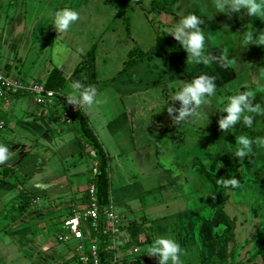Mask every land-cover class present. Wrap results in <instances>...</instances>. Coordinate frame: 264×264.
<instances>
[{"label": "crops", "instance_id": "1", "mask_svg": "<svg viewBox=\"0 0 264 264\" xmlns=\"http://www.w3.org/2000/svg\"><path fill=\"white\" fill-rule=\"evenodd\" d=\"M3 1H8L6 5L4 4L5 8L9 6L11 9L10 6H13L12 11L0 12V69L5 75L18 80L20 79L17 78L19 71H24V78L21 80L30 83L39 80L44 81L49 72L56 69L62 77L72 79L68 81L70 85L76 80L86 86L94 85L99 93L98 99L106 101L95 106L92 110L79 108L76 112L79 111L78 114L84 120L107 160L108 196L106 202L111 201L114 213L119 216L123 228L127 231L126 235L130 246L138 247L139 255L136 256L132 264H158V257L146 255V253L151 242L159 237L172 238L179 243L183 249L181 256L183 264H264V180L256 183L250 177L260 164L251 160L252 152L243 160L235 155L238 148L236 137L246 134L253 138L255 130L257 135H260L261 129L264 131V115H254L253 122L255 125L252 124V126L255 130L246 127V130L238 134L231 133L230 130L222 132L219 126L214 128L215 123L212 122L205 137L194 135L196 138L195 146L197 144L203 145L208 141H215L217 156L211 158L212 160L217 158L219 164L215 170L216 179L213 180L206 176L208 182L205 187L206 194L197 200V205L202 208L199 211L200 208L194 207V199L189 196L195 195L194 192L183 190L181 183L185 180H182L178 175L174 179L160 182L162 175L155 172L156 169H153L152 163H150V155L149 158H146L144 149H142L147 145H153L155 152L154 154L151 152V156L157 159L167 153L165 152L167 150L165 145L172 141L178 146L172 153L173 158L178 160L181 166L180 160L182 155H185L182 146H180L184 133L181 131L164 132L162 127L164 125L159 124L160 119L154 123L158 126L155 130L156 127L150 126L147 121L150 119L148 114V119L139 116V108H145V106L136 102L139 96L149 97L154 94L156 103L159 105L157 107L159 110H164L168 108L167 106H172L175 103L174 97L172 99H168V97L175 94L174 90L177 92L181 89V82H189L200 75L215 76L216 87L221 84L220 86L224 88L228 83H232L237 73L243 78L248 76L250 78L254 72L259 85L258 78L261 75L260 66L264 63V49L262 46L255 45L254 54L252 52L248 55L250 49L241 46L240 36H243L241 31L247 30L245 25L242 29V20L233 13L224 15L233 21L231 28L234 34L228 37L231 42L229 49L236 47L238 48L237 52H240L239 54L246 55L240 62V55L235 57L237 58L236 63H232L235 69L230 63L219 60L220 57L218 56L225 57V52L223 53L222 50L221 53L216 52V61L210 66H205L187 63V54L155 48V39L153 44L145 49H141L135 40H131L132 46L143 54L126 69H123V63L129 51L124 57L122 54L116 56L121 61L119 70L110 78L105 80L100 78L101 81H99L94 77V65L97 59L103 64L106 63L99 57L104 52L98 56L90 49V44L98 41V38L92 40L93 42L87 46L73 39V34L85 27L83 17L86 15L89 18L96 15L88 13L89 10L86 7L76 10L80 13L79 22L82 23L72 26L66 33L58 34L53 27L54 13L64 8L72 9V4L78 0H15L14 3L11 0V2L1 0V3ZM19 1L20 4H18ZM160 1L162 3L158 1L155 9L161 4L158 8L161 16H158V20L161 21L162 29H164L162 33L168 35L169 43L179 44L168 33V29L173 28L175 23L179 22L177 18H174L176 15L172 14V11L174 12L173 6L171 7L172 4L169 0L168 3L166 0ZM181 4L183 5L182 1ZM197 4L199 10L207 15L209 20L203 5L209 6L211 0H197ZM208 11L212 13V19L209 21H219L220 18L214 20V10L208 8ZM142 15L145 19V17L150 16V13L145 11V14L142 13ZM245 17L250 16L246 13ZM223 19L220 20V23L221 21L227 22L225 18ZM243 24H247L245 19ZM251 26L257 27L252 24ZM99 29L100 25L97 24L95 31L99 32ZM59 44L68 49L66 60L58 58L63 57L59 48H55ZM50 47L51 54L48 55L47 52ZM212 48L206 49L210 55H212ZM241 49H244V52ZM183 56L186 57L183 58ZM212 56L214 57V55ZM52 58H54V62L60 65H53ZM226 78L228 82L224 83L223 80ZM167 88L171 90V95L167 93ZM154 89H159V91L149 93ZM60 92L66 100L69 92L64 93L62 90ZM22 98L35 107L27 96L13 97L10 103L14 99L20 100ZM59 101L63 104L56 103L55 109L50 110L46 107H39V110L31 109V116L35 122H40V124H33L35 137L26 135L29 132L25 134L16 123L10 129L7 117V113L8 116L13 115V107L10 103L3 106L2 113L0 112V118L8 125L6 129L8 134L6 135V132L3 136L0 134V144L6 145L10 151L14 152L8 162L0 165V200L4 194L17 191V195L14 196L15 202H12L11 207L14 205V210L21 212L22 219L13 225L14 227L23 225V228L18 230V235H13V239L16 242L20 241L19 243H26L31 240L29 234L36 231L34 228L36 224L40 229L45 228L44 215L57 211L61 217L63 214H68L71 207L82 208L87 199L86 189L90 183V170L93 161L84 150L82 152V148L84 149L85 146L82 144L79 122L70 117V122L64 124L62 118L64 112L60 109L67 106V103ZM66 109V112L70 110L69 104ZM214 113H217L216 109H214ZM174 115L175 113H173ZM69 116H71L70 113ZM27 124L22 123L23 126H27ZM173 126L179 130L182 129L180 123H174ZM231 134L235 137H232ZM47 135L52 142L48 152L52 156L50 165L55 167V174L50 170L41 169L43 163L41 164L39 161V164L36 165L37 154L33 152L36 138ZM164 138L166 139L165 142ZM163 144L165 145L163 146ZM199 150L201 153L204 149L199 148ZM68 155L69 158L78 157L77 170L74 169L69 172L75 166L69 168L68 164V167L64 168L66 161H68ZM169 157H171L170 154ZM123 160H125L124 163L121 162ZM236 160H239L238 165L236 164L234 167L235 171L240 174L239 187L226 188L217 184V179H225L226 169H229L230 164L235 163ZM16 167L18 168L17 171L15 170ZM58 167H62V169H57ZM181 170L183 169L181 168ZM122 174L124 176L127 174L131 178L124 177L121 180ZM52 175L54 177L51 179ZM74 178L84 180V188L81 192L73 189L70 196L59 201L58 205L53 204L51 200H46L48 207L43 208V211L38 206L32 207L34 204L31 203L32 199L39 200L40 197L49 199L55 188L61 189L63 183H69ZM113 181L116 183L114 187ZM252 182L253 184H251ZM53 183H55L54 186ZM247 190L251 193L248 194ZM77 192L80 193L75 195ZM253 192H256L255 196L252 195ZM22 196L31 198L25 209L21 208L22 205L20 206ZM258 196L260 197L258 198ZM32 219L35 220L32 221ZM7 220L3 219L1 222L0 235L2 237L0 238L6 237L4 224ZM133 240L137 241L134 242ZM39 241H37L39 243H37L38 249H34L36 255H40L38 259L42 260V263L38 262V264H76L73 251L69 252V255L68 253L65 256L58 255L50 246ZM0 243L3 246L8 244V242L1 240ZM143 244L147 246L143 248ZM17 254H20L21 258L18 264H37L32 253H28L26 247L24 252ZM0 258H2L0 264L11 261L9 250L0 247Z\"/></svg>", "mask_w": 264, "mask_h": 264}, {"label": "rangeland", "instance_id": "2", "mask_svg": "<svg viewBox=\"0 0 264 264\" xmlns=\"http://www.w3.org/2000/svg\"><path fill=\"white\" fill-rule=\"evenodd\" d=\"M11 1L12 3L15 2V0H11ZM11 1L9 0V2ZM158 1L162 3L160 0H155L156 3ZM181 1L183 2V5L181 4ZM188 1L189 0H169V2L172 4L171 7L173 6V10H174V12L172 11V14L176 15L174 16V18H177L179 20L181 16L190 13L199 16L204 21L201 27L206 36V49H209V47H213L211 49V54L214 55V57L216 52L221 53V50L223 53L225 52L224 53L225 57L218 56L220 57L219 60L222 62L226 61L230 63V65L235 69L234 65L232 64L233 63L232 61L237 60V58L235 57H237V55L240 52H237L238 48L236 47H232V49H229L231 42L229 41L228 37L229 35L234 34L231 28L232 27L231 25H233V21H231V18H226L227 16L224 17L225 14L223 13L215 12V10L212 8L210 4L208 8L209 10L210 9L214 10L215 12L214 20L218 18L220 19L219 21H209L207 15L203 14L202 11L199 10V5L197 4V0H190L191 2ZM150 2L151 0H78L76 3L72 4L73 10H81L84 7H86V9L89 10L88 13H92V15H96V16H91L89 18L86 15L83 17V20L85 21V27L79 29L77 33H74L73 39L87 46L91 42H93L92 40H96V38H98V41H95L90 44L91 46L90 49L93 50V52L98 56L102 52H104V54H102L99 57L102 58L106 63L103 64L102 61H98V59L96 60L94 65L95 66L94 77L97 80L101 81L100 78H102L103 80H105L106 78H110L113 74H115V72L119 70L121 66L120 63L121 61H119L120 59L117 58L116 56H120L122 54L124 57L127 51L135 49V47L132 46L131 44V40H135V42L141 49L143 48L145 49L150 45H152L153 44L152 42L156 38V36L160 35L162 31H164L160 23L161 21L158 20V16H161L160 12L158 11V8L161 4L157 7V9L150 11L149 10ZM166 2L168 3V0H166ZM6 3H8V1L6 2L3 1V3H1L0 0V8H1L0 12L3 11L6 13V10L12 11L13 8L12 5L10 6L11 9H9V6L5 8ZM18 4H20V1ZM145 11L149 12L150 16L145 17L144 19L142 13L145 14ZM233 14L238 16V18L242 20L241 23L242 29L244 28V25H248V24L257 26L255 28L252 26V28L254 29L253 39H255L260 33L264 32V20L254 17H245L246 13L245 10L243 9L240 12ZM223 18H225L227 22L221 21L220 23V20H224ZM244 19L246 20L247 24H243ZM81 23L82 22L78 21L74 25H78ZM97 24L100 25L99 32L95 31ZM244 32H245L244 30L241 31V34H244ZM241 46L244 47L243 45ZM261 46L262 49H264V45ZM247 47L250 49V52L248 53V55H250L254 50L255 44L249 45ZM55 48L57 49L59 48V50L63 55V57H58V58H61L62 60H66V55L68 53L67 47L62 46V44H59L58 46H55ZM241 51L244 52V49H241ZM47 53L48 55L51 54V47L49 48ZM239 55H240V60H239L240 62L241 59L245 58L244 56L246 55L245 54H239ZM184 57L186 56H183V58ZM180 58L182 57L180 56ZM263 58H264V54H263ZM53 59L54 58L51 59L53 65L55 64L60 65L59 63L54 62ZM239 65L241 66L240 63ZM260 69H264V63L260 66ZM17 78H20L18 80L22 82H27L26 80H21V78H24V71H19V75ZM223 82L224 83L228 82L227 78L224 79ZM258 82L259 85L257 84L256 73L254 72L250 78L249 76L247 78H243L237 73L232 83H228L224 88L220 86L221 84L216 87L215 95L210 98L211 101L210 105L204 106L203 109L198 110L201 113L199 116L180 122L182 126V129L180 130L177 129L175 126H173V124L176 122L173 121V119L168 116L167 108L164 110H159V108L157 107L159 105L158 103H156L154 94L149 97L147 96L137 97L136 102L141 103V105L145 106V108H141V109L139 108V116L143 119H148L147 118V114H148L150 116V119L147 121L150 123L149 124L150 126L154 128L156 127L155 130L158 128V126H156V124L154 123H156L157 120L160 119L159 124L164 125L162 126L164 132L174 133L181 131L184 133V135L182 136L183 140H181L182 143L180 146H182L185 155L183 154L182 155L183 157L180 160L181 166L179 161L173 158L172 153L175 152L176 149L175 147L178 146L176 145V143H173L172 141H169L167 145L163 144V146L165 145V147H167V150L165 151L167 153L163 156H160V158L156 157L157 159H155L154 156H151V152L153 154L155 152V150L153 149V145H147L145 148L142 149H144L146 158H149L150 155V163H152L153 169H156L155 172H157V174L162 175L160 182H166L168 180H171L172 178L174 179L178 175L182 178V180H185V182L181 183L183 185L182 187L184 188L183 190L194 192L195 195L193 196L189 195V196L194 199L193 204L195 208L199 207V205H197L198 204L197 200H200L206 194L205 187L207 186L208 183L206 181V176L213 180L216 179L215 170L217 169L219 164L217 162L218 160L217 158H214V160H212L213 157L217 156V152H216L217 148L215 141H208L203 145L197 144L195 146L196 138L194 135L197 134V136L205 137V135L209 131L208 128L212 124V122L215 123L214 128L218 126L217 123L218 120L226 116V113L222 112V110L228 102V97L239 94L246 90H254L257 93L254 103H258L262 107H264V75L262 74L260 75V77L258 78ZM252 86L253 87L256 86V87L253 88ZM62 87H63L61 89L62 92L64 93L71 92L69 82H66V84H64ZM241 89H243V91H240ZM158 91L159 89H154L149 93H155ZM175 91L176 90H174V93L176 94L178 91L177 92ZM170 92L171 90L167 88V93L169 95H171ZM225 92L227 93V95H224ZM174 95L168 97V99H172ZM11 100L12 98L7 103L0 100V112L2 111V107L8 105ZM10 105L13 107L12 110L13 115L15 113V116H13L12 114L8 116L7 113L8 124L10 129L12 128V125L16 123L18 127L22 128V131L25 134L26 132H29V134L26 135L35 137L36 133L34 132L33 124L35 125L37 123L40 124V122L39 121H37V123L35 122L34 118L31 116V109L33 108L35 110L36 109L39 110L40 108L34 104L33 105L35 107H33L31 104H29L28 101H24L23 98L20 100L14 99L10 103ZM171 107L175 109H179L180 107L179 101H175V103ZM214 109H216L217 111L216 114L214 113ZM22 123H28V124L30 123V124L29 125L27 124V126H23ZM253 124L255 125V122H253ZM7 128L8 125L5 124L4 128L0 132L2 136L4 132H6ZM251 128L254 129L253 126H251ZM244 130H246V126L242 123V121L238 123L236 126H234L233 129H230L231 133H236V134L241 133ZM254 133L255 135L253 136V138H256V136L264 138V131L262 129L260 135H257L256 130L254 131ZM7 134L8 132H6V135ZM231 136L235 137L233 134H231ZM36 139H37L36 144L33 147V152L37 154L36 165L39 164L38 163L39 161L41 164L43 163V167H41V169L50 170L55 174V167H52L50 165V163L52 162L51 160L52 156L51 153L48 152V150H50L52 142L50 141L49 136L47 135L46 137H42V138L39 137ZM165 141L166 139L164 140V142ZM256 146L259 147V145ZM199 148H203L204 150L200 153ZM261 148L263 147L261 146ZM84 152L87 154L88 148H85ZM169 154L171 155V157H169ZM67 159L68 161H66L65 163L66 165L64 168L68 167L69 165L70 166L69 168L75 166V168L70 169L69 172L73 171L74 169L77 170L78 165H76L77 164L76 162L78 157L73 156L72 158H69L68 155ZM124 161L125 160L121 162L124 163ZM235 163L238 165L239 160H236ZM180 167L183 170H181ZM17 169L18 168L16 167L15 170L17 171ZM57 169H62V167H58ZM252 169L253 172L255 167ZM261 174H262V179L264 180V167L261 170ZM125 175L126 176L122 174L121 180L124 179V177L131 178L127 174ZM53 177L54 175L51 176V179ZM250 177L251 179L254 180L253 175ZM84 183H85L84 180L81 178L71 179L69 183L68 182L63 183L61 189L55 188L52 196H50L51 198L48 199L45 197L43 198L40 197L39 200L32 199L31 203H34L32 207L38 206L41 210L43 208H47L48 203H46L47 202L46 200H51L53 204L58 205L59 201H63L67 199L68 196H70L73 189L79 190L81 192V190L84 188ZM118 183L119 181L117 182V184ZM22 184L24 186L23 182ZM251 184H253V182ZM54 185L55 183H53V186ZM114 186H116L115 181H113V187ZM80 192L75 193V195L79 194ZM247 192L248 194L251 193L249 190H247ZM255 194L256 192H253L252 195L255 196ZM16 195H17V191H13L11 193L4 194L3 198L0 200V226L3 219H8L4 224V228L6 230V237L0 238L1 241H6V243L8 242L6 246L1 245L0 243V247H4L5 250L6 249L9 250V257L11 258V261H7L6 264H18V262L20 263L21 261L20 254L18 255L17 253L24 252L25 247L28 249V253L30 252L32 253L33 255L32 257L36 260L37 264L38 262L42 263V260L38 259L40 258V255L37 256L35 252V250L38 249L37 247L38 240H40L39 242H43L48 246H50L53 250H55V252L58 253V255L65 256L67 255V253L69 255V252H72V247H73L72 243L74 244V242L70 243V245H63V246L55 243V236L58 232L61 231L60 229L61 220L62 218L65 217V214H63L60 217L59 216L60 214H57V211H53L48 213L47 215H44V220L46 222L45 228L40 229V227H38L37 224L34 226L36 231H32L31 234H29L31 240H28L26 243L23 242L19 243L20 241L16 242L13 239L14 238L13 235L15 236L16 234L18 235L19 232L18 230L23 228L22 224H20L18 227L13 226L17 223L18 220L22 219L21 212L14 210V205L13 207H11L12 202H15L14 196ZM77 197L78 195L76 196V198ZM259 197L260 196H258V198ZM76 205L79 206V204ZM78 209H80V207H78ZM201 210L202 208L199 209V211ZM34 220L35 219H32V221ZM0 237L2 236L0 235ZM92 237L93 235L92 233H90V240L92 239ZM133 241L136 242L137 240H133ZM145 246L147 245L143 244L142 247L144 248ZM1 262H2V258H0V263Z\"/></svg>", "mask_w": 264, "mask_h": 264}, {"label": "clouds", "instance_id": "3", "mask_svg": "<svg viewBox=\"0 0 264 264\" xmlns=\"http://www.w3.org/2000/svg\"><path fill=\"white\" fill-rule=\"evenodd\" d=\"M211 6L215 12L225 15L240 12L243 9L246 10L248 16L264 20V0H211ZM203 7L209 16V20L212 19V13L208 11L207 4H204ZM80 18L79 11L64 8L54 13L53 27L58 34L66 33ZM203 23L204 21L199 16L190 13L181 16L179 22L175 23L173 28L168 29V33L187 54V63L210 66L217 58L206 52V36L201 27ZM245 28L247 30L243 36H240L244 47L253 44L264 45V32L253 39L254 29L251 24L245 25ZM232 62L236 63L235 60ZM261 74L264 75V69H261ZM215 81V76L200 75L190 82H181L182 87L173 99V101H179V109L171 106L167 108V112L173 121L179 124L199 116L201 113L198 110L210 105V98L215 95ZM70 88L71 92L66 96V103L69 105L92 110L95 106L106 102L98 99L99 93L94 85L86 86L76 80L71 83ZM256 95V91L246 90L228 97V102L222 110L226 116L217 122L219 129L222 132H228L241 121L250 128L253 124L254 115H264V107L254 103ZM173 113L176 115L173 116ZM236 144L238 148L235 155L243 160L252 152L253 144L264 146V138L253 139L246 134H241L236 137ZM13 155L14 152L10 151L6 145L0 144V165L8 162ZM217 184L226 188L239 187V181L234 178L217 179ZM146 255L158 257V264H183L181 259L183 249L177 241L168 237H159L151 242Z\"/></svg>", "mask_w": 264, "mask_h": 264}, {"label": "built area", "instance_id": "4", "mask_svg": "<svg viewBox=\"0 0 264 264\" xmlns=\"http://www.w3.org/2000/svg\"><path fill=\"white\" fill-rule=\"evenodd\" d=\"M52 92L44 88V81L38 84L22 82L9 78L0 69V100L7 103L16 96H27L36 106H46L52 102ZM69 111L62 114L69 122L70 111L79 108L69 105ZM0 118V131L4 128ZM87 156L94 160L95 152L88 148ZM97 165L95 161L90 170L91 182L87 186V199L82 208H69L68 214L61 220V231L56 234L55 242L70 244L76 264H132L139 255L137 246L128 243L127 231L120 218L113 211L111 201L100 204L96 197ZM90 233L93 237L90 240ZM90 240V241H89ZM89 241V242H88Z\"/></svg>", "mask_w": 264, "mask_h": 264}, {"label": "trees", "instance_id": "5", "mask_svg": "<svg viewBox=\"0 0 264 264\" xmlns=\"http://www.w3.org/2000/svg\"><path fill=\"white\" fill-rule=\"evenodd\" d=\"M155 3H156L155 0H152L150 2V7H149L150 11H152L156 8L157 3L156 4ZM154 47L155 48L157 47V49H161L163 51L172 50L176 53L186 54L185 51L181 48V46L179 44L169 43V37L165 33H161V35L156 36ZM142 54L143 53H141L136 47H135V49L130 50L126 54V59L123 63V69H126L127 67H129L135 61V59L140 57ZM71 80H72L71 78L62 77L58 70L52 69L49 72V74L47 75L46 79L44 80V88L47 90H51L54 93L57 92L58 96L53 95L52 102L50 104H47L46 106H42V107H46V108L51 110V109H55L56 103L57 104L61 103L59 100L66 102L65 97L63 96L62 93H60V90L63 88L62 86L64 84H66V82L71 81ZM39 82H41V81L40 80L39 81H33L31 83L32 84L33 83L38 84ZM224 95H227V93ZM62 104L63 103H61V105ZM67 106H68V104H67ZM67 106L62 107L60 109V111L63 110V112H66ZM38 107H40V106H38ZM78 112L71 111L70 112L71 116H69V118L72 117L74 121L79 122V132L82 136V138H81L83 141L82 144H84V146H85L84 150H85V148H90L91 150H93L95 152L96 158L93 161H95V163L97 165V172H98L97 173L98 174L97 179H96V197H97V200L100 204H105L107 201V196H108V180H107V166H106L107 160L103 154L101 147L99 146L97 141L94 139V137L90 133L89 129L87 128V125L85 124L84 120L81 118L80 114H78ZM69 122L64 121V124H68ZM4 124H5V122H4ZM257 137H259V136H256V138ZM253 139H255V138H253ZM82 147H83V145H82ZM262 147L263 148H261V146L257 147L255 144H253V146H252L251 160L254 161V163L260 164L258 166V168L253 173L254 181L256 183H258L259 181H262L261 170L264 167V146H262ZM82 150H83V148H82ZM233 163L230 164L229 169H226L224 178H225V180H227L229 178H232V179L234 178V179L239 181L240 174L235 171L234 167H236V163H234V164ZM90 182H91V180H90ZM30 200H31V198L22 196V200H21L22 202L20 204V206L22 205L21 208L25 209V207L29 204Z\"/></svg>", "mask_w": 264, "mask_h": 264}]
</instances>
